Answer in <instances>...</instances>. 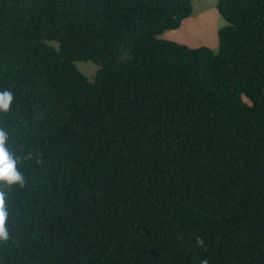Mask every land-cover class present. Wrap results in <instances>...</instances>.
I'll return each mask as SVG.
<instances>
[{
	"label": "trees",
	"instance_id": "trees-1",
	"mask_svg": "<svg viewBox=\"0 0 264 264\" xmlns=\"http://www.w3.org/2000/svg\"><path fill=\"white\" fill-rule=\"evenodd\" d=\"M216 1L217 51L161 38L193 0H0V264H264V0Z\"/></svg>",
	"mask_w": 264,
	"mask_h": 264
},
{
	"label": "rangeland",
	"instance_id": "rangeland-1",
	"mask_svg": "<svg viewBox=\"0 0 264 264\" xmlns=\"http://www.w3.org/2000/svg\"><path fill=\"white\" fill-rule=\"evenodd\" d=\"M226 22L218 13L216 0H193V13L182 26L174 31H167L161 38L176 41L192 48L209 47L219 49L218 31ZM79 70L94 79L98 66L92 62L76 63Z\"/></svg>",
	"mask_w": 264,
	"mask_h": 264
},
{
	"label": "clouds",
	"instance_id": "clouds-1",
	"mask_svg": "<svg viewBox=\"0 0 264 264\" xmlns=\"http://www.w3.org/2000/svg\"><path fill=\"white\" fill-rule=\"evenodd\" d=\"M14 95L8 90H0V114H7L11 110ZM9 132L0 128V243H7L10 239V231L6 221L9 209L6 200L9 191L14 187H23L26 183L25 176L21 170V159L13 155L9 148ZM203 243V241H199ZM207 264V261L204 262Z\"/></svg>",
	"mask_w": 264,
	"mask_h": 264
}]
</instances>
